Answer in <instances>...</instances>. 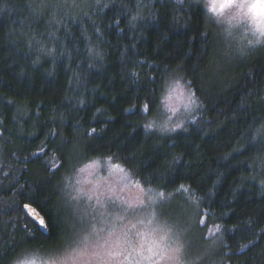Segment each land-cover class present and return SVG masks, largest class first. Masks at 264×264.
Returning a JSON list of instances; mask_svg holds the SVG:
<instances>
[{"label":"trees","instance_id":"1","mask_svg":"<svg viewBox=\"0 0 264 264\" xmlns=\"http://www.w3.org/2000/svg\"><path fill=\"white\" fill-rule=\"evenodd\" d=\"M124 2L116 0L95 25L86 22L94 36L103 35V63L83 58L74 25L64 34L69 54L51 77V62L33 67L17 40V17L0 15V264L21 245L58 239L53 181L70 140H82L88 151H115L162 186L184 192L191 185L202 197L201 217L219 232L213 261L264 264V192L244 179L254 149L227 155L249 123L264 119V50L217 70L193 0H132L151 13L135 27L127 24ZM176 65L204 98V118L171 138L146 137L144 114L162 73ZM24 206L43 218L46 234Z\"/></svg>","mask_w":264,"mask_h":264},{"label":"clouds","instance_id":"2","mask_svg":"<svg viewBox=\"0 0 264 264\" xmlns=\"http://www.w3.org/2000/svg\"><path fill=\"white\" fill-rule=\"evenodd\" d=\"M116 0H0V15H15L17 40L33 67L51 62L46 75L68 56L64 34L79 25L81 53L92 66L106 57L103 35L86 22ZM175 3L176 0H173ZM211 34V66L223 70L264 50V0H193ZM131 27L151 17L142 3L121 4ZM42 22V26H36ZM264 98V97H262ZM154 105L145 112V136L164 139L187 131L204 118L205 100L179 65L167 68L154 90ZM145 109L149 106L145 105ZM253 148L244 178L264 192V119L254 120L227 155ZM59 175L53 181L54 211L62 231L46 245H21L6 264H216L210 259L217 236L199 229L202 197L189 185L187 195L142 173L115 151H88L70 140ZM201 239L197 246L195 238Z\"/></svg>","mask_w":264,"mask_h":264},{"label":"rangeland","instance_id":"3","mask_svg":"<svg viewBox=\"0 0 264 264\" xmlns=\"http://www.w3.org/2000/svg\"><path fill=\"white\" fill-rule=\"evenodd\" d=\"M184 193L185 195H187L188 190L186 187H184ZM202 212H201V216H202ZM200 216V223H199V229L203 232L204 236H217L218 240H217V245L214 249V251L211 253L210 259L213 261L214 258H216L217 256H219V252H220V238H219V232L218 230L216 231H212L211 227L213 226L211 223V220H209L208 218L205 220L204 217ZM201 239L198 237L195 238V243L197 244V246H199L201 244Z\"/></svg>","mask_w":264,"mask_h":264},{"label":"water","instance_id":"4","mask_svg":"<svg viewBox=\"0 0 264 264\" xmlns=\"http://www.w3.org/2000/svg\"><path fill=\"white\" fill-rule=\"evenodd\" d=\"M23 211L27 217L39 228L41 233L46 234L45 223L42 226L39 222L40 220H43V218L32 207L24 206Z\"/></svg>","mask_w":264,"mask_h":264},{"label":"snow or ice","instance_id":"5","mask_svg":"<svg viewBox=\"0 0 264 264\" xmlns=\"http://www.w3.org/2000/svg\"><path fill=\"white\" fill-rule=\"evenodd\" d=\"M39 222H40V224L43 226V224H44V221H43V220H40Z\"/></svg>","mask_w":264,"mask_h":264}]
</instances>
